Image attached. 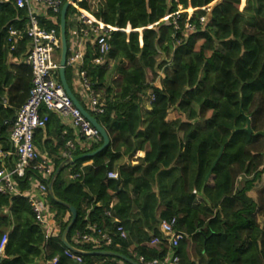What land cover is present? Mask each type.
<instances>
[{
  "label": "trees",
  "instance_id": "obj_1",
  "mask_svg": "<svg viewBox=\"0 0 264 264\" xmlns=\"http://www.w3.org/2000/svg\"><path fill=\"white\" fill-rule=\"evenodd\" d=\"M242 1L98 0L94 6L90 0H75L120 30L111 35L104 63L84 66L104 103L102 114L91 115L107 132L109 146L63 166L53 184L55 197L77 213L67 234L73 247L116 252L136 262L142 257L146 264L165 256L159 223L175 218V230L184 235L173 249L180 264H264V224L259 223L264 184L256 199L248 195L264 175V0H244L241 7ZM179 7L175 30L171 17L164 18ZM71 11L70 6L66 17ZM202 16L206 19L199 24ZM25 22L24 9L13 0H0V98L5 95L8 103L0 106L2 140L9 127L1 123L13 121L31 88L30 69L22 61L29 39L21 34L14 48L5 40L7 26L22 29ZM186 22L194 31L184 30ZM92 57L86 55L85 65ZM65 79L75 95L68 67ZM39 114L48 121L34 132L33 144L39 151L56 152L71 134L61 135L59 120L44 107ZM101 143L77 146L72 156L92 152ZM137 151L144 153L140 163L115 166ZM62 161L54 160V170ZM111 171L117 179L107 177ZM66 173L77 176L70 179ZM30 177L27 173L18 180L21 190L28 188ZM47 200L59 231L45 240L26 198L0 194V241L7 232L0 264H46L53 258L55 264L121 261L80 255L77 263L65 257L60 236L70 214L66 206ZM91 225L110 236L108 246L95 249L72 241L75 232L96 236ZM154 237L159 243H151Z\"/></svg>",
  "mask_w": 264,
  "mask_h": 264
},
{
  "label": "built area",
  "instance_id": "obj_2",
  "mask_svg": "<svg viewBox=\"0 0 264 264\" xmlns=\"http://www.w3.org/2000/svg\"><path fill=\"white\" fill-rule=\"evenodd\" d=\"M66 1L13 0L15 7L26 11L25 26L22 29H17L10 25L5 29V40L11 45V48L15 47L21 34L29 39L30 45L26 48L22 61L30 69L31 88L26 101L18 108L13 121L1 123L9 127L12 150L9 152L0 149V194L22 195L26 198L34 221L43 230L45 240L56 236L57 233L47 200V184L54 169L49 161L41 158L33 144L34 132L37 129H44L48 121L46 114H39L40 107L56 114L61 123L68 125L73 131V138L66 140L64 144L63 158L69 159L77 146L88 147L101 141L98 131L81 115L66 95L59 79L60 11ZM70 6L73 7V11L66 17L65 34L68 38H66L65 68L68 67L71 71L73 91L80 99L78 102L88 113L99 115L104 111V103L101 100V94L92 87L84 66L86 67L88 64L98 66L104 63L110 51L111 35L120 29L103 23L91 12L79 7L75 0L70 3ZM205 10L208 12L209 7H206ZM180 12L182 10L179 7L177 12L164 18L171 17L175 30L178 29L176 18ZM205 19L206 16L200 17L199 24H203ZM184 30L192 32L194 26L186 22ZM89 52L93 57L85 65L86 55ZM0 103L7 105V100L2 97ZM11 155L14 157L12 162L9 161ZM27 173L36 178L35 186L38 194L19 193L17 182ZM76 176L70 175L69 178L72 179ZM107 177L117 179L118 175L111 171L107 173ZM107 215L109 216V213ZM174 226L175 218L162 220L159 223V231L166 240V254L162 259H153L147 261L146 264H180L173 249L184 235L176 231ZM88 228L95 231L96 236L90 233L76 232L75 244L90 243L93 248L98 249L111 243L108 234L95 230L94 225ZM116 232L120 233L121 238L125 237L120 226L116 227ZM6 241L7 233H4L0 241V259ZM151 243L157 244L159 239L154 237ZM63 255L77 263L81 262V256L69 249L64 248ZM56 261L57 258H53L46 264H55ZM143 261L142 257H138L139 264H142ZM124 263L119 261L115 264Z\"/></svg>",
  "mask_w": 264,
  "mask_h": 264
},
{
  "label": "water",
  "instance_id": "obj_3",
  "mask_svg": "<svg viewBox=\"0 0 264 264\" xmlns=\"http://www.w3.org/2000/svg\"><path fill=\"white\" fill-rule=\"evenodd\" d=\"M73 1L74 0H67L63 4L61 11H60V23H59L60 51H59V69H58L59 79H60V82H61V85L63 87L64 92L69 97V99L71 100L73 105L79 110L81 115L91 124V126L94 127L98 131V133L101 137L102 143H101L100 147H98L96 150H94L92 152L80 154L78 156H71L69 159L62 161L60 163V165L55 169L54 173L52 174V176H51V178L47 184V193H48V196H49L51 201H53L57 204L66 206V208L68 209V211L70 213V220L68 221L66 227L64 228V230L61 233V244L64 248L69 249L72 252H75L79 255H95V256H105V257L110 256V257L116 258L118 260H121L127 264H139L138 262L134 261L133 259H131V258H129L123 254L116 253V252L103 251V250L102 251L84 252V251H80V250L76 249L75 247H73L67 241V234H68L69 230L71 229V227L73 226V224L76 220V217H77L76 210L74 207H72V206L64 203L63 201L57 199L54 195L53 184H54V182H55L57 176L59 175L63 166L71 165L77 160H81V159H85V158H92L95 155H97L98 153H100L101 151H103L104 149H106L110 143L108 134L105 131V129L97 122V120L92 115H90L81 106V104L78 102L75 95L73 94V92L69 88V86L66 82V79H65V60H66V54H67L66 34H65L66 12H67V9H68L70 3ZM245 120H246L245 131L250 134L251 128H250L249 117L246 116ZM261 134L264 135V132L262 131ZM263 157H264V152H263ZM218 159H219V157L216 159V161ZM216 161L213 163L212 168L214 167ZM212 168H211V170H212ZM211 170L207 174V178L209 177ZM116 185L117 186L119 185V180H116Z\"/></svg>",
  "mask_w": 264,
  "mask_h": 264
},
{
  "label": "crops",
  "instance_id": "obj_4",
  "mask_svg": "<svg viewBox=\"0 0 264 264\" xmlns=\"http://www.w3.org/2000/svg\"><path fill=\"white\" fill-rule=\"evenodd\" d=\"M3 97L7 100L5 95ZM0 106H2L3 108H6V107H8V103H7V105H2L0 103ZM52 114H54V113H52ZM54 115L56 116V114H54ZM57 119L59 120V124L63 128L61 135L69 133V135L71 134V137L73 138V131L70 129V127L68 125L64 124V123H61V121H60V119L58 117H57ZM43 140H51V141L54 142L55 141V137H52V136L46 137V136H44ZM0 149L4 150V151H9V152L12 150L9 136L7 138L3 139V140L0 139ZM63 152H64V146L61 149H59L58 151L52 152V153H48L47 151H43V150L39 151L41 158L42 159H46L47 161H49L52 164L53 169H54V160L59 158V157L63 158ZM143 156H144V153L142 151H137L130 160H127L126 158H123L121 161L117 162L115 164V166L118 167V166L126 164V163H129L131 166L137 165L138 163H140V160L142 159ZM13 160H14V157L11 155L9 161L12 162ZM64 160H66V158H63V161ZM54 171L55 170H53V173H54ZM114 172H116V171H114ZM65 175L68 176V178L70 176V175H68V173H66ZM263 183H264V180L262 179L260 185L261 184L263 185ZM35 185H36V178L33 176V177H30L29 180H28V188H26L25 190H21L19 186H17V188H18L20 194H23V193L24 194H26V193L38 194ZM261 187L262 186H259V188H256V186H254V188L248 193V195L250 197H252L253 199H256V191L260 190ZM11 196H18V195H11ZM20 196H22V195H20ZM3 211L6 212V209H4ZM66 217H65L64 220H67ZM117 221L118 220L116 218L113 219L114 223H118ZM55 226H56V233L58 234L59 228H58L57 223H55ZM5 233H7V232H5ZM75 234H76V232H75ZM75 234L72 237V241L73 242H74ZM60 240H61V236H60ZM95 251H99V250H95ZM130 254L134 255V253H132V252ZM102 263H103V261H100V260H95V262H94V264H102Z\"/></svg>",
  "mask_w": 264,
  "mask_h": 264
},
{
  "label": "rangeland",
  "instance_id": "obj_5",
  "mask_svg": "<svg viewBox=\"0 0 264 264\" xmlns=\"http://www.w3.org/2000/svg\"><path fill=\"white\" fill-rule=\"evenodd\" d=\"M97 1L98 0H90V3H92L93 4V2H94V6H96V4H97ZM244 5V0L241 2V7ZM187 12H191V10L190 9H187L186 10ZM147 80L148 81H150L151 80V75H150V73H147ZM72 84V83H71ZM71 88H72V86H71ZM73 90V89H72ZM75 95H76V93H75ZM77 96V95H76ZM78 97V96H77ZM263 180H264V175H263ZM261 183V182H260ZM260 183H257L255 186H256V188H259V186H263L262 184L260 185ZM264 184V183H263ZM262 188V187H261ZM256 193H257V191H256ZM259 223H260V225H263L264 224V219H262V218H259Z\"/></svg>",
  "mask_w": 264,
  "mask_h": 264
},
{
  "label": "clouds",
  "instance_id": "obj_6",
  "mask_svg": "<svg viewBox=\"0 0 264 264\" xmlns=\"http://www.w3.org/2000/svg\"><path fill=\"white\" fill-rule=\"evenodd\" d=\"M90 114V113H89ZM91 115V114H90ZM117 173V172H116ZM53 174V173H52ZM52 176V175H51ZM51 178V177H50ZM50 180V179H49ZM48 194V193H47ZM49 197V196H48ZM64 248V247H63Z\"/></svg>",
  "mask_w": 264,
  "mask_h": 264
}]
</instances>
